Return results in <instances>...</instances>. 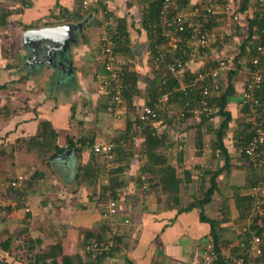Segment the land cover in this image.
I'll return each instance as SVG.
<instances>
[{
    "label": "crops",
    "instance_id": "0c3cea01",
    "mask_svg": "<svg viewBox=\"0 0 264 264\" xmlns=\"http://www.w3.org/2000/svg\"><path fill=\"white\" fill-rule=\"evenodd\" d=\"M151 1L99 0L94 10L83 11L79 0H0V85H6L0 91V111L5 108L4 120L0 122V258L11 264H26L20 252L23 247L31 262L56 244H61L63 254L74 256L79 263L87 259L86 242L98 234H106L108 219L104 210L108 199L102 188L108 182V165L97 156V161L91 165V176L81 178L80 174V166H88V160L95 155L91 151L92 145L112 137L117 139L125 127L121 118L110 115L106 109L107 95L101 84L106 72L98 55L99 36L106 26L117 28L119 18H125L129 29L137 27L136 35L129 32L130 43L136 39L135 44H147L148 51L146 55L143 53L145 57L138 60L137 51H132L134 57L131 55L130 58L123 53L119 55L120 59L131 60V69L138 71L139 91L134 100L138 105L143 103L148 85L144 78L147 80L153 75L148 64L150 40L143 26V15ZM196 1L191 0V3ZM88 16V22L77 32L76 43L66 53L64 69L41 64L46 55L36 54L33 48L28 50L24 45L23 34L28 28L78 23ZM222 19V15H217L215 26ZM244 20L242 18L240 33L234 39L246 34L247 23ZM29 57L34 63H26ZM68 70L67 76L65 71ZM22 75L28 76L20 79ZM235 80L236 92L229 107L236 119L240 116L239 100L244 89V77L239 75ZM64 89L72 91V94L61 97L58 92ZM14 98L16 110L7 106L14 104L9 100ZM22 99H26V104ZM20 103L23 107L28 104L29 108H18ZM43 120L52 122L58 132L57 142L70 150V153L60 155L50 163L42 157L35 158L34 154L39 156L43 151L28 145V140L38 132ZM193 122L191 119L190 123ZM219 122L215 118V126ZM238 127V121H233L226 136L233 162L230 168L224 167L226 160L222 152L212 151L209 135H205L203 153L196 154V145L192 144L195 142L194 127L187 133L192 148L187 141L184 142V155L179 161L180 170L185 172L182 175L189 177L181 183L184 204L200 194L204 195L211 177L210 173L205 174L206 171L221 170L218 189L203 211L211 218L221 219L228 215V219L221 223V234L226 239L233 237L235 240L225 245L222 240L224 253H229L227 249L231 251V247L237 245L239 239L235 236L245 226L235 194L239 190L250 193L251 187L246 185L255 177L253 169L237 149L234 132ZM179 133L175 128L170 129L169 138L176 143ZM68 138L76 142L75 148L67 147ZM6 144L10 145L5 148ZM142 159L133 157L122 174L124 186L121 187L118 214L114 217L119 223L121 245L105 257L102 264H199L206 242L212 239L211 224L200 218L199 208L178 213L175 205L166 203L164 194L159 200L154 191H137ZM36 171L43 172L42 177L34 178ZM22 175L24 179L19 180ZM13 181H20L21 186L14 187L11 185ZM8 239H12L11 247L4 249L3 243ZM19 240L26 246L23 243L18 246ZM59 264H62L61 258Z\"/></svg>",
    "mask_w": 264,
    "mask_h": 264
},
{
    "label": "trees",
    "instance_id": "16d2710c",
    "mask_svg": "<svg viewBox=\"0 0 264 264\" xmlns=\"http://www.w3.org/2000/svg\"><path fill=\"white\" fill-rule=\"evenodd\" d=\"M250 1L251 0H242V8H248ZM176 2L179 6L178 10L182 8L188 9L190 7H193L194 5V3H191V0H176ZM161 7L162 0H152L143 15V26L148 32L150 40V52L148 53L150 54V57L148 64L153 69V75L150 78H147V98L145 102L139 105L135 103L134 97L139 91L137 88L139 73L137 70L131 69L133 62L130 60L127 63L123 64L121 74V77L123 78L124 97V110L121 114V117L123 115L126 116L125 128L121 131L119 137L115 139L116 146L113 149L111 157L104 156L102 154H96L91 149V151L95 155L91 156V159L88 160V166H80V174L81 178L91 176V174L93 173L91 165L92 162L97 161V156L99 158H107L108 160H110V162L115 163L112 168L107 169L108 182L103 186L102 193L103 195L107 194V199L113 197L120 200L121 187L124 186V178L122 177V174L127 170L133 157L138 155L142 157V155H144L146 161L142 163L139 175H137L139 185L142 186V188L145 184V181L148 182V187L143 188L144 193H148L152 190L155 191L158 186H161L162 190L168 194L171 200L174 201L170 203V205H175L178 208V213H183L194 208H199L200 218L203 221L209 222L211 224V240L216 250L219 252L222 247V240L225 241L223 243L224 245L235 240V238L233 237L226 239L221 234V231L223 230L221 227V223L228 219V215H224V217L221 219L211 218L205 214L203 208L212 201L213 195L218 189V176L221 170H217L214 172L206 171L205 174H211L210 186L207 190H205L204 195L200 194V196L198 195L187 204H184L182 203L183 198L181 195V183L185 181L186 176L182 175L185 172H180L179 168L176 165H172V163L169 162L170 160L168 154H172V152H169L170 150H172L176 146L179 147V145L186 142L188 138L187 133L191 128L194 127V141L197 148L196 154L201 155L203 153L204 148L206 147L205 135H209L208 142L210 143L212 151L214 152L215 150H219L220 152H222L226 160V165L224 167L230 168L233 162L231 161L230 154L228 152L226 136L230 133L232 122L237 120L239 127L238 130L234 132V138L237 140L236 146L237 149L240 150L244 159L247 161V164L253 169L255 175L251 183L247 184L246 187L252 188L256 183L264 180V164L262 168L255 167L252 163H250L249 158L245 154L246 147L252 141L257 132L255 126H252L249 115H247V106L241 107L240 98V116L236 119L229 107L230 99L236 92L235 79L238 78L239 75L244 77V89H246L247 84L251 81V72H253L255 69L254 57L259 56L257 48L264 42V21L259 16V13L257 11H255L253 15H249L248 17L243 18L247 23V32L243 36L244 38L241 41L232 37V43H236V45L237 43H239V49L236 52L235 58H233V63L236 61V64L234 66L229 65V67L227 68L229 70L227 72H225L226 69L223 70L217 78L219 90L217 91V93L215 92L212 101L210 102V104L215 103L216 108L208 113L193 115L195 114V106L201 104L203 100L206 99L203 95V87L207 83V80L199 81L193 87V89H190L191 91H181L177 89L180 86V72L174 73L168 69L169 64L175 61V58L173 56L175 52L172 55L173 52L168 51V49L166 50L164 48L166 39L160 34L155 35L153 33V24L159 22ZM216 18L217 14H215L214 16H209L207 18L208 21L204 22L208 30H211L217 24V22L215 21ZM115 29L117 31L113 34V37L118 41L119 47L117 48V51L128 55L127 58H130L129 56H133V52L131 51L130 34L125 18H119V23L117 25V28ZM186 35L187 33L184 32L183 36ZM218 44L220 45L221 43L218 42ZM207 51L209 57L205 58L207 60L206 64L204 65V67L196 71L190 70L186 67L187 59H185L186 62L183 66V71L188 78L195 76L200 71L208 72L210 69L217 68L219 62V59L217 58L222 55H213L211 53V49H207ZM202 54L205 55L204 52ZM202 54L201 56L204 57ZM175 55L180 56L181 50H177ZM214 56L215 58H212ZM27 76L28 75H24L23 78L26 79ZM210 84L211 85L209 86L211 87V89H214L213 83L210 82ZM5 88V84L0 85V91ZM165 92H168L170 94L167 107H163L161 104H158L159 97ZM256 97L257 99L261 100L260 110L262 112V117L264 118V84L261 89L256 91ZM110 100L111 95L108 94L106 109L111 115L108 110ZM146 105H149L153 109L155 116H150V118L142 121L139 117V114L143 107ZM170 106L181 108V110H179L176 114V120L180 124H183L184 122L182 121H185L186 118L189 119L187 125L184 126V128L176 127V129L180 132L177 143L169 138L168 127L170 124L176 123V120H174L175 114H170L171 111H173L171 110L172 108ZM215 118H218V120H220L218 126H215ZM191 119L194 120L193 123H190ZM135 125H139V128H136ZM57 137L58 132L54 128L52 122L49 120H43L40 122L38 132L34 136H31V138L28 140V145L35 150L43 151L42 154H46V156H41L42 159L50 163L60 155H62L66 150V147L61 146L57 142ZM137 140L142 141L141 149L138 151L133 148L132 144ZM67 142L68 148L76 147V142L73 141V138H68ZM261 150L264 151V145L261 146ZM48 152H50V154H48ZM176 155L178 161H181L184 155V148L179 147ZM261 156L264 157V154H262ZM42 175L43 172L36 171L34 173V178H40L42 177ZM186 179L189 180V177H186ZM235 198L240 216L246 221L245 225L247 226V229L246 231L240 232V234H237L235 236L236 238L240 239V241L237 246H233L232 251H234L235 254H243L246 247L245 245H250L252 236H260L262 238L261 245L263 252L258 257V261L260 264H264V201L260 205L262 208V213H260L259 210L254 208V196L251 192L242 193L241 190H239L235 194ZM222 210V212L224 213L225 209L223 208ZM250 218H252L253 221L249 222ZM104 235L105 234L103 232L102 234H98L91 240L102 239L104 238ZM119 238L120 235H118V239ZM11 240L8 239L3 243L4 249H9L11 247ZM89 241H87L86 244ZM242 242L243 245L241 244ZM22 243L26 246L24 242ZM22 243H19L18 246H21ZM85 253L87 255L86 261H80L78 263L74 260V256L63 254L61 244H56L49 252L37 257L35 259V262H37L38 264H59V258H61L62 264H90V256L86 251ZM0 259L10 263L4 258ZM214 264L232 263L226 260V258L221 256L220 254Z\"/></svg>",
    "mask_w": 264,
    "mask_h": 264
},
{
    "label": "built area",
    "instance_id": "2783aa9c",
    "mask_svg": "<svg viewBox=\"0 0 264 264\" xmlns=\"http://www.w3.org/2000/svg\"><path fill=\"white\" fill-rule=\"evenodd\" d=\"M98 4L99 0H80L83 11H90L93 7L98 6ZM242 5V0H197L193 7H190L188 10H178L179 6L176 0H162L159 22L153 24V33L155 35L160 34L166 39L169 45L168 51L173 52L172 55L174 52L176 54L177 50H181V55L176 56L174 54L175 61L168 66L170 71L174 73L180 72V86L177 89L191 91L190 89H193L199 81L207 80V83L203 87V95L206 99L194 108L197 115L208 113L216 108V104H210V102L215 92L217 93L219 90L217 78L223 70L229 67L232 59L222 57V55L217 58L219 62L216 69H210L208 72L200 71L190 78L183 71L185 59L188 60L193 55H201L203 52L205 54H202L204 58H208L207 49H211V53L215 51V49L211 48L212 43H222L226 38L234 37L241 29L242 18L248 17L255 11L259 13V16L264 21V0H251L248 8L245 9L242 8ZM215 14L222 15L228 21V25L218 35L208 30L204 24L209 16H214ZM45 22H48V20L45 19ZM108 32L109 35L104 33L101 37L102 46L99 53V58L103 62L106 72V76L103 79V88L111 95L108 105L109 112L114 117L120 118L124 110L123 78L121 77L123 64H121L120 52L117 51L119 47L118 41L114 39L110 31ZM184 32L187 33L186 36H183ZM257 50L259 56L254 57L255 69L251 72V81L247 84L246 89L243 90L240 105L241 107L247 106V115H249L252 126H255L257 131L252 141L246 147L245 154L249 158L250 163L257 168H262L264 157L261 155L264 154V151L261 150V146L264 145V118L260 110L261 100L257 99L256 91L261 89L264 84V42L258 46ZM210 82L213 83L214 89H211L209 86L211 85ZM169 96L168 92L163 93L158 99V104L167 107ZM150 116L154 117L155 113L149 105H146L141 110L139 117L142 121H145ZM138 126L135 125L136 128ZM115 146L116 142L113 140L100 141L93 145L92 150L96 154L111 157ZM183 146V144L179 145L180 148ZM179 147L176 146L173 149L178 150ZM18 179L22 180L24 176H19ZM11 185L18 187L20 181H13ZM147 185L148 182H145L143 188H147ZM250 192L254 196V208L262 213L260 205L264 201V180L256 183ZM118 210L119 200L113 197L108 198L104 210V216L108 219L107 232H105L104 238L91 240L85 246V251L90 256V264H102L105 257L113 253L121 245L118 239L119 223L114 219L118 214ZM220 216H222V212H220ZM125 221L128 222L129 220ZM251 221H253L252 218L249 219V222ZM246 229L247 226L245 225L242 232L246 231ZM241 244L243 245V242ZM261 244L262 238L253 235L250 245H245L244 253L232 256L224 253L222 249L218 252L212 240H210L204 246L199 264H214L220 254L232 264H258V257L263 252ZM20 252L21 256L25 258L26 264H38L35 260L30 262L25 248L21 249ZM0 264L10 263L0 259Z\"/></svg>",
    "mask_w": 264,
    "mask_h": 264
},
{
    "label": "rangeland",
    "instance_id": "374dc122",
    "mask_svg": "<svg viewBox=\"0 0 264 264\" xmlns=\"http://www.w3.org/2000/svg\"><path fill=\"white\" fill-rule=\"evenodd\" d=\"M80 1V0H79ZM94 8V7H93ZM91 9L90 11H92V10H94V9ZM182 9H185V10H188L187 8H182ZM223 21H220V24H218L217 26H215V27H213L212 29H211V31L214 33V34H219L220 32H222L223 30H224V28L228 25V21H227V19L226 18H223L222 19ZM45 21V20H44ZM43 21V22H44ZM208 21V19L206 20V22ZM45 26V25H44ZM128 26V25H127ZM39 27V26H38ZM40 27H42V26H40ZM129 29V28H128ZM27 30V29H26ZM108 31H110L111 33V35H113L117 30L116 29H114V28H108L107 26L104 28V30H103V32H101V34H100V36H99V46H100V48H101V46H102V41H101V37H102V35L104 34V33H106V34H108L109 35V32ZM129 32H130V34L131 33H133L134 35H136L137 33H138V30H137V27L136 26H134L133 28H130L129 30H128ZM14 34L15 35H17L15 32H14ZM18 35H17V39H18ZM243 36H241V37H239V41H241V40H243ZM232 37H231V39H230V37H228V38H226L225 40H224V42L223 43H221L220 45L218 44V43H212V47L211 48H213V49H215V51H214V53H212L213 55H223L224 57H227V58H231L232 59V65L230 64V66H234L235 64H236V61L233 63V58H235V56H236V52H237V50L239 49L238 48V44L239 43H237V45H236V43H232L233 41H232ZM220 40V39H219ZM14 42H16V39L14 40ZM135 42H136V39H135V41H134V43H130V46H132L131 47V51H137L138 52V57L139 58H137L138 60H142L144 57H145V53H147V51H148V45L147 44H139V43H137V44H135ZM17 47V45L14 43V47ZM145 46H146V49H144L145 48ZM15 47V48H16ZM18 48V47H17ZM164 48L167 50V49H169V45H168V42L166 41V43L164 44ZM16 51H17V49H15ZM68 53V52H67ZM145 55H144V54ZM98 55H99V53H98ZM203 57L201 56V55H193L192 57H190V59H188L187 60V63H186V67L187 68H189L190 70H194V71H196V70H198V69H201L205 64H206V62H207V60L206 59H204L203 58V60H201ZM212 58H215V56L214 57H212ZM121 64H125V63H127L128 62V60L125 58L124 59V57H121ZM23 62L24 61H22V65H23ZM205 62V63H204ZM21 65V66H22ZM229 69H226L225 70V72H227ZM152 73H153V69L152 70H150ZM67 73H69V70L66 72L65 71V74H67ZM65 74H63V78H65L66 77V75ZM24 75H22V76H20V79H24V78H21V77H23ZM67 76H68V74H67ZM225 80H226V78H225ZM144 81H146L147 82V80L144 78ZM101 84H102V88H103V84H104V82H103V80H102V82H101ZM103 90H105V88H103ZM59 93V95L61 96V97H65V95H67V96H69V94L71 95L72 94V91H68L67 89H64V91H60V92H58ZM105 94L106 95H108V93H107V91H105ZM145 98L143 99L144 100V102H145V100H146V98H147V91H145ZM7 98H8V95H7ZM16 98H14V100H11V99H9L10 101H13L14 102V104L12 105V103H10V105L8 104H6L8 107H9V109L11 108V106H12V109L14 108H16V100H15ZM20 101H21V99H19ZM24 102L26 101V99H22ZM22 102V101H21ZM25 104H26V102H25ZM20 105V106H19ZM18 105V108H21V107H23L22 105H21V103ZM14 106V107H13ZM24 107H26V108H29V106H28V104L27 105H25ZM23 107V108H24ZM171 107V106H170ZM172 109L171 110H173V111H171V113L170 114H175L174 116V120H176L177 119V116H176V114H177V112L179 111V110H181V108L180 107H171ZM3 109V108H2ZM16 110V109H15ZM170 110V109H169ZM193 115H197L196 113L195 114H193ZM4 116H5V108L3 109V110H1L0 111V122H2L3 120H4ZM113 116V115H112ZM125 115H123L122 117H121V119H122V121H123V123L125 122ZM196 118V117H195ZM120 119V120H121ZM187 120V121H186ZM186 120L185 121H182V122H184L183 124H180L177 120H176V123H172V124H170L169 126H171V127H169L168 128V130L170 131V129L172 130V129H174L175 128V130H176V127H181V128H184V126H186L187 125V122H188V118H186ZM198 120V119H197ZM0 125H1V123H0ZM118 126V125H117ZM167 126V125H166ZM39 127H40V125H39ZM125 128V127H124ZM119 130V129H118ZM180 134V133H179ZM182 135V134H181ZM118 136V135H117ZM113 138V137H112ZM112 138H110V140H113V141H115V139H112ZM189 138V137H188ZM187 138V143L189 144L190 142H189V139ZM179 139V136H178V138H177V140ZM142 141H140V140H137L135 143H132L133 144V148L136 150V151H138V150H140L141 149V143ZM177 143V142H176ZM192 144H193V146H194V144H195V142H193L192 141ZM10 145V144H9ZM8 144H6V146H5V148L6 147H8L9 146ZM184 145V144H183ZM189 146H190V148H192L191 147V145L189 144ZM185 149V148H184ZM5 150V149H4ZM134 150V151H135ZM169 152H172V154H168V156H169V162H171L172 164H174V165H176L177 167H179V170H180V163H179V161H178V159L176 158L177 157V155H176V152H177V149H173V150H170ZM190 152H193V149L192 150H190ZM189 152V153H190ZM35 155V158L37 157V159L39 158V157H41V156H46V154H39V156L38 155H36V154H34ZM6 157V156H5ZM136 157V156H135ZM138 157L140 158V156L138 155ZM141 158H143L142 160H141V162L140 163H144L145 161H146V158H145V156L144 155H142V157ZM100 160H101V162H103L104 164H106V165H108V168H112V166H114V164L115 163H113V162H110V160H108L107 158L105 159V158H102V157H100ZM178 161V162H177ZM197 162V161H196ZM140 166H142V164L140 165ZM180 172H181V170H180ZM138 180V179H137ZM146 182V181H145ZM137 191L138 190H142V192H144V189L142 188V186H140V185H138V189H136ZM152 191H154V190H152ZM155 193H156V195H157V198L159 199V200H161V194H164L165 195V199L164 200H166V203L169 205L170 204V198H169V196H168V194L166 193V192H164L163 190H162V188H161V186H158L157 187V189L154 191ZM193 198V197H192ZM245 220V219H244ZM245 224H246V221H245ZM14 241V240H13ZM239 241H240V239L238 240V243L237 244H239ZM23 241H21V240H19L18 241V243H22ZM234 246V245H233ZM233 246L231 247V248H233ZM235 246H237V245H235ZM24 248V247H23ZM27 248V247H26ZM227 251H229V253L228 254H230V255H232V256H236V255H238V253H234V251H230V250H228L227 249ZM258 264H260L259 263V261H258Z\"/></svg>",
    "mask_w": 264,
    "mask_h": 264
},
{
    "label": "water",
    "instance_id": "95a60500",
    "mask_svg": "<svg viewBox=\"0 0 264 264\" xmlns=\"http://www.w3.org/2000/svg\"><path fill=\"white\" fill-rule=\"evenodd\" d=\"M90 16L78 23H60L28 28L23 34L24 45L28 50L33 48L36 54L44 53L46 55V59L42 60L41 64L64 69L67 62L66 53L70 50L71 45L76 43L77 32L88 22ZM136 54L138 53L136 52ZM30 59L32 57L27 58L26 63L29 61L34 63V60ZM68 153L70 150H66L60 157Z\"/></svg>",
    "mask_w": 264,
    "mask_h": 264
},
{
    "label": "clouds",
    "instance_id": "9594fccd",
    "mask_svg": "<svg viewBox=\"0 0 264 264\" xmlns=\"http://www.w3.org/2000/svg\"><path fill=\"white\" fill-rule=\"evenodd\" d=\"M183 147H184V146H183ZM183 147H182V148H183Z\"/></svg>",
    "mask_w": 264,
    "mask_h": 264
},
{
    "label": "bare ground",
    "instance_id": "6f19581e",
    "mask_svg": "<svg viewBox=\"0 0 264 264\" xmlns=\"http://www.w3.org/2000/svg\"><path fill=\"white\" fill-rule=\"evenodd\" d=\"M32 261V260H31Z\"/></svg>",
    "mask_w": 264,
    "mask_h": 264
}]
</instances>
